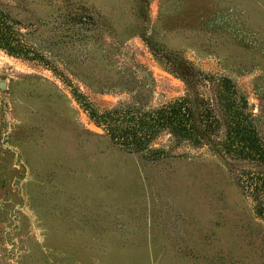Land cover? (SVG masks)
Wrapping results in <instances>:
<instances>
[{"label": "rangeland", "instance_id": "1", "mask_svg": "<svg viewBox=\"0 0 264 264\" xmlns=\"http://www.w3.org/2000/svg\"><path fill=\"white\" fill-rule=\"evenodd\" d=\"M192 71L230 79L264 140V0H0V264H264L230 159L168 133L132 153L94 119Z\"/></svg>", "mask_w": 264, "mask_h": 264}, {"label": "trees", "instance_id": "2", "mask_svg": "<svg viewBox=\"0 0 264 264\" xmlns=\"http://www.w3.org/2000/svg\"><path fill=\"white\" fill-rule=\"evenodd\" d=\"M188 81L191 93L159 108L123 105L94 114V119L114 142L132 153L160 158L166 152L152 144L161 133H168L177 144L207 146L230 159L236 185L253 201L256 215L264 222V140L247 101L226 77L192 71ZM209 84L214 86L213 96L200 93ZM242 161L249 166L238 168Z\"/></svg>", "mask_w": 264, "mask_h": 264}]
</instances>
